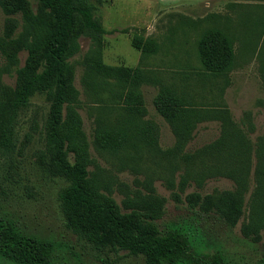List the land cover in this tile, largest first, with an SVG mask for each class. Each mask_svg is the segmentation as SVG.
Returning <instances> with one entry per match:
<instances>
[{
    "label": "rangeland",
    "instance_id": "374dc122",
    "mask_svg": "<svg viewBox=\"0 0 264 264\" xmlns=\"http://www.w3.org/2000/svg\"><path fill=\"white\" fill-rule=\"evenodd\" d=\"M237 1L250 0L75 2L73 44L67 57L69 108L64 110L62 130L68 137L67 158L86 164L103 201L126 213L152 216L162 230L202 221L208 212L206 198L221 196L227 203L224 194L235 193L238 184L222 176L202 178L197 171L187 175L192 168L187 170L183 155L216 142L221 123H200L183 152H174L176 137L164 116L160 86L191 94L201 106L227 108L253 140L264 134L259 44L249 43L247 55L244 43L233 44L229 33L219 28L229 24L235 10L245 13ZM51 27L39 0H0V132L24 70L38 68L39 54L31 56V49L40 50L39 42ZM212 29L230 41L238 57L234 54L230 68L215 78L205 72L198 51L199 41ZM50 107L49 95L36 94L16 112L14 148L0 153V214L26 234L54 241L65 264H144L142 256L98 249L67 228L59 194L68 182L56 174L47 141ZM128 111L147 122L150 136L137 138L131 136L133 131H124ZM72 127L80 131L81 139L72 136L74 131L69 134ZM250 184L254 186L253 178ZM249 197L248 190L238 211L234 208L221 216L214 208L210 213L215 217L209 220L212 238L224 264H264V231L249 237Z\"/></svg>",
    "mask_w": 264,
    "mask_h": 264
},
{
    "label": "trees",
    "instance_id": "16d2710c",
    "mask_svg": "<svg viewBox=\"0 0 264 264\" xmlns=\"http://www.w3.org/2000/svg\"><path fill=\"white\" fill-rule=\"evenodd\" d=\"M39 1L51 18L52 27L48 36L39 42L40 50L36 52L34 48L31 49V56L39 54L38 68L29 66L27 70L30 71L24 70V81L16 92L11 114L0 132V153L8 154L14 148L17 110L27 106L36 94L49 95L51 107L47 141L56 174L68 182L59 194L67 228L98 249L109 248L142 256L144 264H224L222 253L217 250L219 244L212 238L209 220L215 217L210 213L215 208L218 214L225 216L230 210L242 207L244 195L249 190V237H259L264 231V134L253 140L252 133L248 135L244 128L238 126L227 108L198 105L193 95L178 91L175 87L160 86L164 116L176 137L173 151L183 152L200 123L220 122L219 139L192 155H183L182 160L189 164L187 170L192 168L187 175L197 171L202 178L216 175L232 179L238 184L236 192L224 194L227 203L223 202L225 198L221 196L206 198L204 205L208 212L200 217L202 221L183 222L164 230L160 229L152 216L137 211L123 212L114 203L100 198L97 180L89 177L86 164L68 160V137L62 132L64 110L69 108L66 107L70 84L67 57L73 44L76 0ZM92 26L98 28L95 23ZM198 51L205 72L213 78L234 62L232 44L217 30L212 29L204 35L198 43ZM97 55L101 56V52L98 51ZM125 118V132L133 131L135 134L131 136L137 138L144 134L150 136L148 131L152 128L141 120L139 113L128 111ZM71 129L69 134L75 127ZM72 136L81 139L78 129ZM130 145L140 147L138 144ZM252 178L253 187L250 184ZM226 224L229 226L228 222ZM211 249L216 251L211 253ZM0 260L6 264H65L54 241L26 234L1 214Z\"/></svg>",
    "mask_w": 264,
    "mask_h": 264
},
{
    "label": "crops",
    "instance_id": "0c3cea01",
    "mask_svg": "<svg viewBox=\"0 0 264 264\" xmlns=\"http://www.w3.org/2000/svg\"><path fill=\"white\" fill-rule=\"evenodd\" d=\"M235 4L239 7L245 6V13L242 15L240 9L235 10L234 13L230 15L229 24L222 27L219 26V28L221 31L225 30L229 33L233 44H236L237 41H239V43H244L247 47L245 49L247 55H249V43L259 44L258 49H260V55L263 60L262 68L264 69V0H250L244 3L237 1ZM234 16H236V21H233ZM226 19L228 20V17H226ZM224 23L227 24V21L225 20ZM233 52L235 54V59L238 60L235 47H233ZM254 52L258 54L259 51L255 49ZM262 78H264V74Z\"/></svg>",
    "mask_w": 264,
    "mask_h": 264
}]
</instances>
